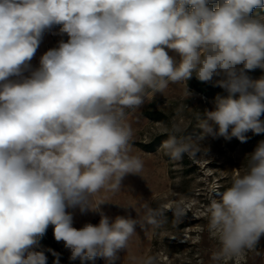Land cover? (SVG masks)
<instances>
[{
  "label": "clouds",
  "instance_id": "obj_1",
  "mask_svg": "<svg viewBox=\"0 0 264 264\" xmlns=\"http://www.w3.org/2000/svg\"><path fill=\"white\" fill-rule=\"evenodd\" d=\"M264 0H0V264H47L49 226L71 261L116 264L137 226L156 225L144 200L137 216L111 218L102 189L119 191L143 163L131 154L129 111L169 84L212 83L227 95L205 109L193 137L174 125L161 147L174 159L203 153L211 137L246 142L264 134ZM61 39L32 61L46 33ZM243 174L214 190L208 230L215 260L239 257L264 236V140ZM131 207V206H129ZM128 208V207H125ZM98 224L74 227V211ZM179 219L187 208L172 209ZM59 264V254L54 253ZM135 264H156L140 257Z\"/></svg>",
  "mask_w": 264,
  "mask_h": 264
},
{
  "label": "rangeland",
  "instance_id": "obj_2",
  "mask_svg": "<svg viewBox=\"0 0 264 264\" xmlns=\"http://www.w3.org/2000/svg\"><path fill=\"white\" fill-rule=\"evenodd\" d=\"M56 32L58 28L44 35L33 65L38 64L39 57L49 48L55 47L61 39H67ZM260 70L248 71L247 75L251 79H259ZM201 84L195 77L187 82L193 93L189 99L185 95L184 82L169 84L163 93L153 95L148 92L144 104L128 112L127 123L133 131L131 154L141 159L143 167L139 174H128L123 179L121 190L102 189L93 200L107 201L101 205V210L111 218L117 215L136 218L133 208L139 210L144 200H150L160 215L156 225H148L143 230L137 226L127 250L118 253L116 264H135L138 258L148 256L154 257L156 264H264V236L255 249H245L239 257L215 260L213 257L219 250V241L207 227L213 191L230 186L237 172L243 174L246 156L259 141L264 140V134L249 132L247 141L243 143L235 137L230 140L209 137L204 141L210 149L207 156L201 152L191 157L185 155L179 160L172 159L161 147L174 125L186 130L190 136H197L201 130L196 126L205 109L212 110L215 98L227 95L218 86L211 95H205L198 90ZM146 148L153 149L148 151ZM177 203L187 208V214L179 219L172 211ZM99 220L98 213L74 211L76 228L84 223L98 224ZM40 246L52 250L45 251L47 264H54L57 257L53 252L59 254V264H82L79 259H69V250L63 242L55 240L51 226L40 239ZM83 264H105V261L96 258Z\"/></svg>",
  "mask_w": 264,
  "mask_h": 264
},
{
  "label": "trees",
  "instance_id": "obj_3",
  "mask_svg": "<svg viewBox=\"0 0 264 264\" xmlns=\"http://www.w3.org/2000/svg\"><path fill=\"white\" fill-rule=\"evenodd\" d=\"M254 12H259L260 14H264V10H261V9H256L254 10ZM260 76L264 77V69L260 70ZM201 83L202 84L198 86V90L204 93L205 95H208V96L211 95V91L216 88V86H214L212 83H204V82H201ZM146 149L148 151H151L153 148H146Z\"/></svg>",
  "mask_w": 264,
  "mask_h": 264
}]
</instances>
